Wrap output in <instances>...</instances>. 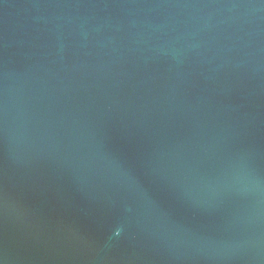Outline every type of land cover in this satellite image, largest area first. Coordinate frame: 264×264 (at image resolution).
Instances as JSON below:
<instances>
[{
    "label": "water",
    "instance_id": "1",
    "mask_svg": "<svg viewBox=\"0 0 264 264\" xmlns=\"http://www.w3.org/2000/svg\"><path fill=\"white\" fill-rule=\"evenodd\" d=\"M0 264H264V0H0Z\"/></svg>",
    "mask_w": 264,
    "mask_h": 264
}]
</instances>
